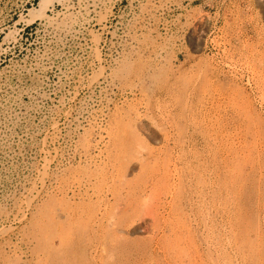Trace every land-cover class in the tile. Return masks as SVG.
Instances as JSON below:
<instances>
[{
	"label": "rangeland",
	"instance_id": "374dc122",
	"mask_svg": "<svg viewBox=\"0 0 264 264\" xmlns=\"http://www.w3.org/2000/svg\"><path fill=\"white\" fill-rule=\"evenodd\" d=\"M38 2L0 0V264H264V0H84L90 64L7 31Z\"/></svg>",
	"mask_w": 264,
	"mask_h": 264
},
{
	"label": "built area",
	"instance_id": "2783aa9c",
	"mask_svg": "<svg viewBox=\"0 0 264 264\" xmlns=\"http://www.w3.org/2000/svg\"><path fill=\"white\" fill-rule=\"evenodd\" d=\"M83 1L67 0L63 3L55 2L48 6L45 18H36L34 20L26 18L27 15L24 19L20 18L23 12L30 10L27 8L28 3H26L22 6V13L19 18L17 20H13V17L9 18L6 21L5 28L9 33L13 32L16 38L25 36L28 38L33 35L37 36L40 33L49 37H65L68 43L65 50L81 54L83 61L80 64H90L85 55L91 50V16L88 12H73L76 10V5L81 4ZM34 4V1L30 2L32 7ZM68 10H71V12L68 13ZM64 13H66V16ZM63 15L64 17L59 21L58 18Z\"/></svg>",
	"mask_w": 264,
	"mask_h": 264
},
{
	"label": "bare ground",
	"instance_id": "6f19581e",
	"mask_svg": "<svg viewBox=\"0 0 264 264\" xmlns=\"http://www.w3.org/2000/svg\"><path fill=\"white\" fill-rule=\"evenodd\" d=\"M54 1H64V0H39V7H35V9H32L31 10V17H32V19H35V18H37V17H40V18H44L45 16H46V9H47V7H48V4L49 3H52V2H54ZM66 1V0H65ZM55 3V2H54ZM135 72V71H134ZM136 74V73H135ZM216 92V91H215ZM161 95V94H160ZM210 97V96H209ZM207 101V100H206ZM224 107V106H223ZM204 111V110H203ZM140 114V113H139ZM115 116V115H114ZM223 116V115H222ZM205 119V118H204ZM217 124V123H216ZM204 126V125H203ZM206 127V126H205ZM208 128V127H207ZM168 133V132H167ZM209 134V133H208ZM235 147V146H234ZM231 148V147H230ZM208 153V152H207ZM243 153V152H242ZM219 158V157H218ZM199 159V158H198ZM107 160V159H106ZM200 161V160H199ZM153 167V166H152ZM215 167V166H214ZM103 172V171H102ZM110 172V171H109ZM176 173V172H175ZM197 174V173H196ZM189 177V176H188ZM200 180V179H199ZM232 183V182H231ZM225 186V185H224ZM183 187H184V185H183ZM226 187V186H225ZM238 188V187H237ZM214 189V188H213ZM215 190V189H214ZM212 192H213V190H212ZM103 193V192H102ZM214 193V192H213ZM230 194V193H229ZM204 196V195H203ZM228 196V195H227ZM230 196H231V194H230ZM230 196H229V198H230ZM198 197V196H197ZM226 197V196H225ZM231 199V198H230ZM200 200V199H199ZM232 200V199H231ZM201 201V200H200ZM230 201V200H229ZM159 203V202H158ZM192 203V202H191ZM231 203V202H230ZM235 204V203H234ZM200 205V204H199ZM226 206H228V205H226ZM236 206V205H235ZM215 210V209H214ZM230 210V209H229ZM235 211V210H234ZM161 212V211H160ZM227 212V211H226ZM217 213V212H216ZM230 213V212H229ZM232 213V212H231ZM228 215V214H227ZM231 215V214H230ZM232 216V215H231ZM230 216V217H231ZM234 216V215H233ZM171 217V216H170ZM189 217V216H188ZM224 217V216H223ZM229 217V216H228ZM199 220V219H198ZM212 221V220H211ZM228 221H229V219H228ZM231 222V221H230ZM230 222H229V225L228 226H230V227H232V225L233 224H230ZM227 223V222H226ZM232 223H233V221H232ZM236 225V224H235ZM227 226V227H228ZM234 226V225H233ZM229 228V227H228ZM230 229V228H229ZM232 229V231L231 232H235L233 229L234 228H231ZM230 229V230H231ZM236 230V229H235ZM227 231V230H226ZM229 231V230H228ZM230 232V233H231ZM214 234H215V232H214ZM236 234H237V232H236ZM223 235V234H222ZM226 235H230V234H226ZM219 236H221V235H219ZM216 237V236H215ZM224 238V237H223ZM226 238V237H225ZM228 238V237H227ZM229 238H230V236H229ZM264 238V237H263ZM216 239V238H215ZM214 239V240H215ZM223 240V239H222ZM222 240H220V241H222ZM229 240V239H228ZM235 240V239H234ZM227 241V240H226ZM232 241H233V238H232ZM218 242V241H217ZM224 242H225V239H224ZM238 242V241H237ZM214 243V242H213ZM223 242H221V243H219V244H221V246L220 247H222V245H225V243L224 244H222ZM230 243V242H229ZM229 243H228V245H229ZM233 243V245L235 244L234 243V241L232 242ZM211 244H212V242H211ZM231 244V243H230ZM213 245V244H212ZM215 245V244H214ZM210 246V245H209ZM218 246V245H217ZM215 247H216V245H215ZM220 247H216L217 249H219V251H220ZM233 246H231L230 247V249L232 248ZM215 248V249H216ZM224 248V247H223ZM225 249V248H224ZM233 249V248H232ZM221 250H223V249H221ZM226 251H228V250H226ZM232 251H234V250H232ZM236 251V250H235ZM234 251V252H235ZM238 251V250H237ZM210 252V251H209ZM222 252V251H221ZM213 253V252H212ZM224 253V252H223ZM236 254H238V253H236ZM241 254V253H240ZM239 254V255H240ZM217 256V255H216ZM196 257V256H195ZM224 258V257H223ZM246 260V259H245ZM212 261V260H211ZM218 263H219V261H218ZM239 263V262H238Z\"/></svg>",
	"mask_w": 264,
	"mask_h": 264
}]
</instances>
